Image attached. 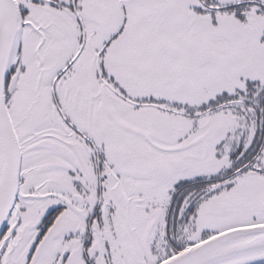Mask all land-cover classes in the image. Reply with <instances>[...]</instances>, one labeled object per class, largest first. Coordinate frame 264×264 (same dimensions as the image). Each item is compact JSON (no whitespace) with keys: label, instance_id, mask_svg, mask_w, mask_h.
Instances as JSON below:
<instances>
[{"label":"snow or ice","instance_id":"obj_1","mask_svg":"<svg viewBox=\"0 0 264 264\" xmlns=\"http://www.w3.org/2000/svg\"><path fill=\"white\" fill-rule=\"evenodd\" d=\"M0 264H264V0H0Z\"/></svg>","mask_w":264,"mask_h":264}]
</instances>
